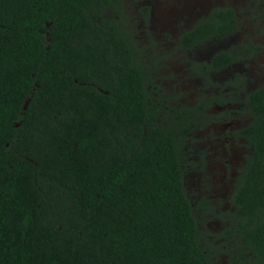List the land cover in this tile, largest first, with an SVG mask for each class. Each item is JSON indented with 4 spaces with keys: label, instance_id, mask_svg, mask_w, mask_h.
I'll return each instance as SVG.
<instances>
[{
    "label": "trees",
    "instance_id": "1",
    "mask_svg": "<svg viewBox=\"0 0 264 264\" xmlns=\"http://www.w3.org/2000/svg\"><path fill=\"white\" fill-rule=\"evenodd\" d=\"M126 12L124 0H0V264H215L182 145L226 98L162 97ZM233 21L216 8L180 45ZM232 48L214 67L241 58ZM242 100L251 155L224 236L264 264V86Z\"/></svg>",
    "mask_w": 264,
    "mask_h": 264
},
{
    "label": "rangeland",
    "instance_id": "2",
    "mask_svg": "<svg viewBox=\"0 0 264 264\" xmlns=\"http://www.w3.org/2000/svg\"><path fill=\"white\" fill-rule=\"evenodd\" d=\"M133 1L135 0H124L125 9L131 15L130 21H140L139 10L145 5L142 3V6L135 9L131 7ZM215 2L231 9L234 16L236 12L240 18L236 35L229 39L222 38L218 42L222 49L228 50L238 46L237 50L240 51L238 55L243 58L245 52L242 47L245 43L258 47L257 51L250 50L249 53H245L247 58L243 62L232 63L233 68L226 75H223L225 69L211 72L210 78L220 79L222 87L234 80L235 88L221 92L229 95L224 106L219 109L212 106L208 112L210 115L200 119L201 122L190 131V137L182 145L185 158L188 160L185 165V180L189 197L193 205L197 206L196 215L204 229L205 237L212 232L217 242L225 234V231H219L222 228L227 227L226 230L235 231L236 209L231 213L230 207H222L223 203L216 200L226 196L231 183L230 178H233L232 173L238 171L239 164L251 155V146L242 136L241 128L253 118L240 97L243 96L245 99L246 84L253 85L250 90L264 86V0H154L147 2L146 6L151 5L150 10L149 7L143 9L146 19L141 21V24L135 23L134 35L141 52V60L150 66L149 69L152 71L153 79L150 82L157 85L162 97H175L174 101L182 97V100L189 104L195 100L197 91L199 96L212 97L215 93L208 92L212 85L206 81L207 88L204 92L199 89L203 79L200 64L197 66L188 51L174 48L171 43L177 37L175 33H168L174 28L161 22L163 19L161 15L176 12L186 4L192 11H197ZM152 10L154 26L152 22H148ZM183 22L184 20L178 21L176 27L182 26ZM220 87L215 85V88L222 90ZM182 88H185L184 91ZM247 112L250 114L244 121L243 115ZM205 204L210 207H206ZM237 235L235 233V237ZM238 246L239 241L236 238V241L230 243L227 251L236 253ZM223 255L224 253L213 260L215 264H222L226 260Z\"/></svg>",
    "mask_w": 264,
    "mask_h": 264
},
{
    "label": "flooded vegetation",
    "instance_id": "3",
    "mask_svg": "<svg viewBox=\"0 0 264 264\" xmlns=\"http://www.w3.org/2000/svg\"><path fill=\"white\" fill-rule=\"evenodd\" d=\"M129 1V0H127ZM154 0H135L133 1V4L131 5L132 8H135V9H138L140 6H142V3L145 5V6H142L139 10V17H140V21H138L140 24H141V21H143L144 19H146V15H145V12L143 11L144 8L146 7H149V10L151 9V5H147V2H152ZM217 3L219 2H215L213 4H210L209 6L207 7H204V8H199L197 11H192V9H190L189 5L186 4L184 8L182 9H178L176 10V12H172L171 14H168V13H164L163 15H161L163 17L162 21L161 22H164L166 23L167 25H172L174 30L171 31V32H168L169 34H174L175 33V36L177 37V41L174 40L171 44L174 45V48H177L179 50H184V51H188L189 52V49L186 48V47H182L180 45V42H179V38L180 36L183 34V33H186L188 31H190L194 25H196V23H198L199 21L201 20H204L206 19L207 17L211 16L213 11L216 9V8H223L225 6L223 5H218ZM179 4V2H178ZM146 10V9H144ZM127 11V9H126ZM157 12V11H156ZM155 12V13H156ZM235 12V11H234ZM127 13V12H126ZM257 13V12H255ZM153 15H154V10H152L150 12V16L148 18V22H152L153 21ZM180 20H184L183 22V25L180 26V27H176V23ZM239 23H240V18L237 17V13L235 12V16H234V21L231 23V25L233 26V28H231V33H228L224 36H216V37H212L211 41L208 42V40L204 41L202 44H198L195 43L193 44L191 47H193L192 51L193 53L189 52L191 58L197 63V66L200 64V68L203 66H206L207 70L206 72H202V82L199 84V89L201 92H204V90L207 88V84L206 82L211 86L209 91L208 92H214L216 94V96L218 94H222L221 92H225L227 89L229 90H233L235 87L232 84V82H234V80L231 81L230 85L226 84L225 87H222L223 84L220 83V79H214V78H210V74L211 72L213 71H223L225 69V72L223 75H226V73L229 71V70H232V66L231 64L232 63H229L227 64L226 66L222 67V66H217V67H214V60L212 59L213 55L221 50H224L222 49V46L219 45V41L222 39V38H227L229 39L232 35H236V31L238 29V26H239ZM153 25V22L151 23ZM154 26V25H153ZM166 33V32H164ZM169 34L167 36H169ZM233 36V37H234ZM176 41V42H175ZM246 46L247 47H250V44H246L242 47L243 48V51L247 54L249 52H246ZM229 49V48H228ZM238 49V46H234L231 50V52H233L234 54L235 53H239L240 51L237 50ZM258 50V47H256V51ZM230 52V53H231ZM232 53V55H233ZM244 53L243 55V58H237L235 57V59L237 61H234V62H243V60H245L247 58L246 54ZM233 62V63H234ZM208 76V78H207ZM233 78V76H232ZM237 77H235L236 79ZM222 79V78H221ZM223 80V79H222ZM206 81V82H205ZM215 85H219L221 86L220 88H222V90H219V88H215ZM253 88V85H248L246 84L245 86V94L250 91V89ZM185 88H182V91H184ZM254 90V89H252ZM198 91L196 92V95H197ZM196 95L194 96V99H196ZM227 96L229 97L228 94H224L223 95V98H227ZM241 99H243V96L240 97ZM181 98H178V100H180L181 102H184L181 100ZM228 104V102H227ZM213 106L216 107V109H219L220 107H223L224 105L220 106L218 103H214ZM248 114H250V112H247L245 113L244 116V121L247 119V116ZM250 123V122H249ZM249 123L246 125L248 126ZM246 126L242 127L241 129H244ZM240 129V130H241ZM250 153H251V150H250ZM246 162L247 160L245 159L242 164H239V167H238V171H234L232 173V176L233 178H230V184L227 188V193H226V196L221 198V199H217L216 202H219L221 201L223 203L222 207H230V211L231 213L236 209L237 205L235 203V198H234V195H235V192H236V189H237V185H238V179L240 180V175L242 174L243 172V169L246 165ZM238 172V173H237ZM237 174V176H235ZM210 207V206H208ZM227 227H224L222 228L221 230H219L220 232H223ZM206 239L211 241L212 243L215 244V247L217 249V251H211L210 252V255H211V258L212 260H216V258L218 256H220L222 253H224V257H226V260L222 263V264H240L239 262L240 261H245L247 259L248 261V258L251 259V261L253 260H257V263L261 262L258 260V258L256 257L257 255L251 251H249L250 249L248 247H243V246H240V250L239 252H236L238 253L237 254V257H235V253H231V252H228L227 251V248H229L230 246V243L231 242H234V240L230 239V240H225V236L223 235L222 239H220L219 241L215 242L214 238H213V235H212V232H210V234H207L206 235ZM226 244L228 246H226ZM247 250V251H246ZM264 259V258H262ZM249 263V261H248ZM252 263V262H251ZM249 263V264H251Z\"/></svg>",
    "mask_w": 264,
    "mask_h": 264
}]
</instances>
